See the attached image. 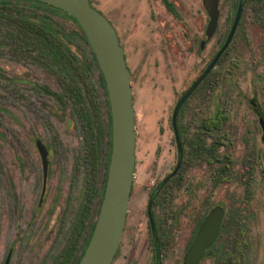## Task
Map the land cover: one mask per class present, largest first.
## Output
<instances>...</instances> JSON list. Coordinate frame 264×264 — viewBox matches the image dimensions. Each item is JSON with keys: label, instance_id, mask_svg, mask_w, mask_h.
Masks as SVG:
<instances>
[{"label": "rangeland", "instance_id": "1", "mask_svg": "<svg viewBox=\"0 0 264 264\" xmlns=\"http://www.w3.org/2000/svg\"><path fill=\"white\" fill-rule=\"evenodd\" d=\"M91 1L116 28L131 70L136 167L129 216L130 220L137 216L141 222L148 187L167 173L172 163L173 106L201 71L205 55L210 56L223 34H228L237 0H220V22L211 39L204 34L208 20L204 0H169L175 3L176 16L166 9L163 0ZM2 8H8V12L0 13V261L4 251L12 248L16 250L15 264H49L66 245L82 202L90 167L77 112L84 105L95 111L94 100L101 109L95 111L94 121L102 125L98 177L105 171V91L98 67L92 65L89 72H82L83 64L78 60L79 69L75 71L84 75L80 79L86 104L76 101L68 74L42 56L30 38L18 36L16 19L18 12H26L48 15L67 29L74 26L73 22L28 2L0 4ZM245 8L243 23L223 65L224 72L228 68L234 73L238 86L231 85L232 79L225 77L223 85L208 93L201 87L189 98L180 117L182 124L191 125L193 131L213 108L224 115L222 126L214 134L223 143V181L218 184L212 180L213 165L206 160L196 159L192 167L194 205L212 207L219 203L225 212L218 239L220 254L214 248L202 264H220L217 260L221 255L223 264H264V153L258 156V169L249 171L246 159L250 143L257 149L261 144L253 132L252 113L246 103L234 99L236 90L248 93L254 84L261 86L258 76L263 67L254 46L264 38V30L255 25L262 18L256 22L251 6L247 4ZM203 39L208 40L205 49L200 45ZM73 43L78 52L88 49L80 40ZM45 88L62 95L64 103L47 94ZM38 139L48 148L44 193ZM166 210L160 207L158 214L162 216ZM92 221L93 217L88 219L87 230ZM144 233L138 231V247ZM122 248L124 251L128 245Z\"/></svg>", "mask_w": 264, "mask_h": 264}, {"label": "flooded vegetation", "instance_id": "2", "mask_svg": "<svg viewBox=\"0 0 264 264\" xmlns=\"http://www.w3.org/2000/svg\"><path fill=\"white\" fill-rule=\"evenodd\" d=\"M163 2L166 9L171 12L173 16H176V14L168 8L165 0H163ZM240 2L241 0H237L235 4L234 16L228 34L226 37H224L223 34L222 38L216 45V50L212 52L210 56L208 53L205 55V63L201 68V71L194 77L192 82H190L185 89L181 91V94L173 106L170 122L173 132L171 137L173 142L172 163L167 170L168 172L159 179H156V181H153L152 185L148 187L146 203L142 208L144 220L140 222V219L137 216H132L133 220H130L131 216H129L128 210L122 239L112 264H184L186 254L188 253L206 216L215 206H220L224 211V208L219 203H215L212 207L207 205L195 206L192 199V167L196 159L206 160L209 165H213L211 172L212 180H216L218 184L223 181L224 177L222 171L224 168L220 153L223 143L220 140V137H215L214 134L217 133L222 126L224 115L221 114L219 110L215 111L213 108V112L209 116L205 117L201 123L193 129V131H191V125L182 124L180 117L189 98L201 87L208 93L210 90L223 85L225 83V79L229 77L232 79L230 82L231 85L238 86L239 82L236 81V79L234 82V73H232L228 68L227 72H224L225 67L223 65L227 50L235 38L237 29L243 23V17L246 9L245 7L247 4L251 6L250 9L255 16L256 22L262 18L261 23H255V25L260 30H264V17H262V14H264V0H245L232 40L229 45L223 49L235 24ZM173 4L176 9L175 3ZM205 10L208 15V20L205 23L204 34L207 38L206 30L210 17L206 7ZM220 15L221 11L219 13L218 24L213 35L218 29ZM213 35L207 39H211ZM202 41H204L203 46L201 45ZM201 43V47L205 49V45L208 43V40L203 39L201 40ZM254 48L255 54L259 57V62L263 67L262 74L258 76V82H260L258 85L261 84V86L259 87L256 86L257 84H254V86H251L248 93L236 90V94L234 96L236 101L242 100L243 103H246V106L252 113L253 120L251 122L252 128L254 129L253 132L256 136H258L261 144L257 149L249 142L251 144L249 148L250 152L246 159L249 171H255L258 169V166L261 165L260 162L257 161L258 156L262 154V152L264 153V38L261 41H258ZM220 51L221 54L216 60L214 66L208 70V67ZM238 65L239 63H236V66ZM235 76L237 75L235 74ZM195 83L196 85L193 87ZM191 88V93L182 102L174 118L178 102ZM156 171H158V169ZM156 188L159 189L155 196L152 197ZM132 194L133 185L131 198ZM160 207L162 210L164 208L167 209L162 216L158 214ZM136 213L138 214L139 212L137 211ZM193 214L197 215L195 216L196 218L194 224ZM222 225L223 220L216 239L211 246L206 249L198 264H202L205 257L214 252V248L216 249L218 255L220 254L219 251H221L222 248H219L218 239L221 235ZM139 230L145 231L144 237L140 238L142 241L140 242L141 247H138ZM126 239L127 243H125ZM134 239H136L135 243L132 242ZM123 245H128V248L124 251L122 248ZM64 248L65 245L49 264H63ZM15 252L16 250L12 248L4 251L0 264H15ZM217 261H219L220 264H223V256H218Z\"/></svg>", "mask_w": 264, "mask_h": 264}, {"label": "water", "instance_id": "3", "mask_svg": "<svg viewBox=\"0 0 264 264\" xmlns=\"http://www.w3.org/2000/svg\"><path fill=\"white\" fill-rule=\"evenodd\" d=\"M36 1L60 8L77 20L97 58L104 77L111 115V152L105 190L97 219L78 264H112L126 224L136 167L135 108L131 70L127 65L125 49L120 43L119 35L112 22L92 5L91 0ZM244 1L240 2L235 24L223 49L232 40ZM204 5L210 17L206 30L207 38H210L218 24L219 0H204ZM201 45H204V41ZM220 54L221 51L208 70L214 66ZM195 85L196 83L193 87ZM192 88L178 102L174 118ZM36 143L43 166L42 192L44 193L49 165L48 148L41 139H38ZM158 189L154 190L152 197ZM223 216L224 211L220 206H215L210 211L186 254L184 264L199 263L206 249L216 239Z\"/></svg>", "mask_w": 264, "mask_h": 264}, {"label": "trees", "instance_id": "4", "mask_svg": "<svg viewBox=\"0 0 264 264\" xmlns=\"http://www.w3.org/2000/svg\"><path fill=\"white\" fill-rule=\"evenodd\" d=\"M17 2H28L31 4H38L39 6L42 5L44 8H48L49 11L59 13L65 19L73 22L74 26L67 29L55 23L48 15L36 16L32 13L26 12H18V18L16 19L20 27L18 36L22 35V38H30L36 45L42 56L50 58L52 62L57 64L61 68V70L66 73V75L68 74L67 76H69L70 78V89L76 101L82 104H86V98L80 79L84 78V75L81 72L78 74L75 71V68L79 69L77 61L79 60L81 64H83L80 66L82 72H89V67L92 65L97 66L99 71L100 68L97 58L93 53V50L91 49L87 41L85 33L80 27L77 20L62 9L41 1L5 0L0 1V4L5 5L8 3ZM165 2L168 8L177 15L178 12L174 7L173 2H170L168 0H165ZM7 9L8 8H2V10H0V13L8 12ZM76 40H80L87 46L88 49L84 50L85 52L82 50L78 52L77 49L74 48L73 43V41ZM88 52L90 55L87 54ZM71 72H73V74H69ZM100 78L105 91L106 105L108 110V148L106 154L104 155L105 171L101 176H99V178L98 174L100 171H98V167L101 163L100 155L102 150L99 134L102 132V125L95 124L94 115H96L95 111L101 112V109L98 106L99 102L94 100L93 107L95 111L91 110L87 105H84L77 112L82 120V130L84 134L86 149L85 159L90 169L86 177V185L84 187L82 195V202L80 204L77 215L73 219L72 231L70 232L67 243L63 250V264H78L92 234L105 190L111 152V115L105 81L101 71ZM44 91L47 94L53 95L59 102L64 103L62 95H59L58 93L47 88H45ZM225 173L227 174V172ZM92 217L93 221L90 223L87 230V221L88 219H92ZM228 262L230 263V260H228Z\"/></svg>", "mask_w": 264, "mask_h": 264}]
</instances>
